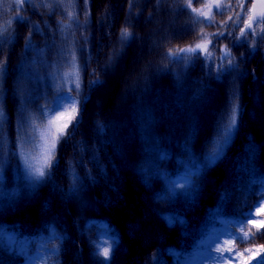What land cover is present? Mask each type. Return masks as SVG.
<instances>
[{"label": "trees", "instance_id": "trees-1", "mask_svg": "<svg viewBox=\"0 0 264 264\" xmlns=\"http://www.w3.org/2000/svg\"><path fill=\"white\" fill-rule=\"evenodd\" d=\"M156 3L68 0L51 13L25 6L21 16L49 26L46 34L32 37V44L44 49L41 53L25 47L29 24L17 21L14 0H0V31L11 21L15 33L11 43L0 45V107L10 138V156L0 167V264H214L207 251L210 242L219 238L223 243L249 211L253 219H264L255 215L257 207H264V43L253 49L251 40L221 39L209 75L205 52L195 56L179 49L207 43L201 33L217 28H201L204 17L192 12L186 0H164L171 7L157 8ZM207 3L193 7L207 11ZM69 8L79 25L65 19L68 27L57 30L61 12ZM238 10L214 16L216 24L233 16L237 26L233 29L230 22L227 30L237 37L247 21L246 14L236 20ZM125 27L131 35L121 42ZM73 32L70 40L84 36L89 41L77 52L79 97L70 91L75 70L65 67L58 73L49 66L56 49H45L53 34L59 46ZM225 45L239 67L218 72L215 58L223 55ZM180 56L191 59L180 61ZM69 71L72 76L64 74ZM66 94L76 100L79 125L72 139L58 143L51 175L34 183L21 161L41 166L46 129L68 120ZM234 106L237 125L220 157L209 164L211 142ZM25 107L36 127L29 129L26 146L17 141V159L11 156L17 150L12 140H17L18 117ZM53 108H62V119H53L52 111L49 115ZM182 170H188L190 181H175ZM74 176L79 177L75 191ZM132 189L145 200L131 208L134 213L126 206ZM92 218L106 220L117 238H108ZM236 243L240 251L255 250L264 236Z\"/></svg>", "mask_w": 264, "mask_h": 264}, {"label": "snow or ice", "instance_id": "snow-or-ice-1", "mask_svg": "<svg viewBox=\"0 0 264 264\" xmlns=\"http://www.w3.org/2000/svg\"><path fill=\"white\" fill-rule=\"evenodd\" d=\"M14 2L17 5V7L13 9V11L16 13L17 21L29 24L27 35L24 37L25 47L33 51L42 53L44 49H39L35 45H33L32 37L34 35L46 34L45 29L49 27L47 25V22H44V28H42L40 23H30V17L21 16V13L27 11V8L25 6H27L28 8H32L33 10L37 8H46L51 13L54 12L55 9L57 7H60L62 4H67L68 0H14ZM201 2L202 0H186L187 7L191 8L192 12L197 13L201 17H204L205 22L211 20V23L200 22L201 28L207 26H215L217 28V31L213 33H201L199 38L206 40L207 43L197 44L194 48H181L179 49V52H190L193 53L195 56H199L200 51L205 52L209 58L207 63L209 75H211L212 73L213 53L221 51L216 47V44L221 39H226L228 36H231L233 41L251 40L253 49L256 48V45L258 43H264V27H262V25H264V0H257V2L255 3L253 2V0H229L228 4H223L221 0H214L213 3H207L203 5V7L207 9V11H202L200 8L193 7L194 3ZM171 3H179V0H171ZM85 4H87V0H85ZM249 5H251L250 8ZM133 6L134 5L130 2V10ZM155 7H171V4H165L164 0H157ZM73 8H69L66 12H61L62 19L57 23V30L63 31L64 28L68 27V25L64 23L65 19H67L69 22H74L79 25L78 18ZM230 9H239L238 11H234V16L237 21L242 20L245 14L247 15L246 23L243 24V27L239 28L240 36L238 37L235 36L234 30H227L230 26V22H233L231 25L233 29L237 26L236 23L233 21V16H229L228 20L223 21L222 24H216L214 20L215 15H223V12L225 10ZM221 27H223L224 30H221ZM74 35L75 33L73 32L69 33V35L63 36L60 45L57 46L55 35L53 34L51 39L46 42L45 49L49 51L53 48L56 49V60L53 62V64L49 66L57 68L58 73L61 71V69L65 67L75 70V81L70 91L76 92L77 97H79L80 65L77 52L83 51L84 45H87L89 41L88 38L84 36H82L80 40H70L69 36ZM130 35L131 34L128 32L127 27L123 28L121 30L120 35L121 42L127 40ZM14 38L15 33L14 29L11 28L10 21L8 26L4 28L3 31H0V45H8L12 42ZM209 46H211V50ZM111 59L112 56L109 57V60ZM186 59H191V57L180 56V61H184ZM215 59L217 62L218 72L221 70L235 71L239 67L235 57L231 56L228 45H225L223 55L220 57H216ZM3 67L4 61L0 60V68ZM105 67H107V65ZM64 74L68 76L73 75L71 71ZM93 75H96L95 69L93 70ZM97 82L98 78L97 80L91 81L90 84H94ZM0 94L3 93L0 92ZM66 96L68 102L71 105V111L68 114V120L66 123L55 127L54 130L46 129L45 134L43 136L44 143L43 152L41 156V166L34 168L29 160L21 161V163H23L26 169L28 170L29 179L34 183L42 182L46 177H49L51 175V168L57 166L54 157L58 143L61 140L72 139L74 137L76 128L79 125L80 120L76 107V100L68 94H66ZM56 110H58V108L51 109L49 111V115L51 114V111ZM237 111V106H234L231 109V116L229 118L228 123L223 125L219 129L217 137L214 138L211 142L212 147L206 154V160L209 164L213 163L220 157L221 153L224 150V147L227 145L231 133L237 125ZM62 116L57 117V120L61 119ZM8 123L9 121L5 116L4 110L2 107H0V167L6 165L10 156V149L8 146L10 139L7 127ZM49 124H53V121L49 120ZM18 125L19 127L16 130L17 140H12V148L17 150L11 151V156L17 159L19 158V149L17 148V141H19L21 146H26L28 143H30L29 129L31 128L34 131L36 127L35 118L29 115L28 109L26 107L22 109L19 113ZM78 184L79 177L74 176V183L72 185L73 191L78 190ZM193 186H195L194 180ZM261 199H264V197H261ZM255 215L264 216V207H257ZM245 220H247V224L245 223ZM248 225H251V227L249 228ZM253 229L256 230V233H253ZM256 234L264 236V219H253L252 213L251 211H249L245 215V217L239 221V223L233 225L231 231L228 234V237L224 240L223 243H221V240L217 238L216 240L209 243L207 251L211 256V259L214 261V264H233V260H236V264H249V261L256 260L257 256H260V259L256 260V264H264V256L260 255L261 253H264V244L259 245L255 248V250L251 248H245L243 251H240L237 248V241H247L249 243H252ZM103 256L105 258V261H107L110 257V252L107 247H105L103 250Z\"/></svg>", "mask_w": 264, "mask_h": 264}, {"label": "rangeland", "instance_id": "rangeland-1", "mask_svg": "<svg viewBox=\"0 0 264 264\" xmlns=\"http://www.w3.org/2000/svg\"><path fill=\"white\" fill-rule=\"evenodd\" d=\"M213 2H214V0H210V3H213ZM101 89L103 90L104 88L102 87V88H100V90ZM110 98L112 99L111 96H110ZM52 114H53L52 115L53 119H57V117H61L63 114L62 108H59L56 111H52ZM64 150L65 149H63V151ZM189 171H193V168H191ZM174 179L178 183H185V182H188L191 180L190 174L188 173V170H182L180 173H178L177 175L174 176ZM151 191H153V190H151ZM96 194L99 195L100 192H97ZM142 194L143 193L137 189H132L129 193H127L128 198L126 197V199L128 202H127L126 206H127V209H129L128 211H130L131 208L134 210L135 209L134 206L135 207L138 206L137 204H139L140 207L145 204V200L142 198ZM151 195L154 197L153 193H151ZM147 197H149L151 199L150 195H148ZM121 209H123V206ZM133 210H131L132 213H134ZM121 217H124V215L121 214ZM90 220L94 221L98 226L102 227L103 230L105 231V235L108 238H114V239L117 238L115 235L116 232L114 231L113 227L106 220L101 219V218H92ZM74 228H75V225H74ZM75 231H77V230L75 229ZM237 259H241V258H237ZM235 263H236V260H233V264H235Z\"/></svg>", "mask_w": 264, "mask_h": 264}]
</instances>
